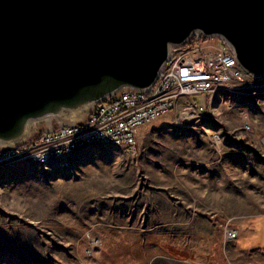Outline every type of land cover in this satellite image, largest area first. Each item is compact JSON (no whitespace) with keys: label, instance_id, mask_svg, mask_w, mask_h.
I'll return each mask as SVG.
<instances>
[{"label":"rangeland","instance_id":"rangeland-1","mask_svg":"<svg viewBox=\"0 0 264 264\" xmlns=\"http://www.w3.org/2000/svg\"><path fill=\"white\" fill-rule=\"evenodd\" d=\"M261 91L223 92L197 123L162 116L135 153L95 144L65 168L3 169L0 264H264L225 237L264 216Z\"/></svg>","mask_w":264,"mask_h":264},{"label":"water","instance_id":"water-1","mask_svg":"<svg viewBox=\"0 0 264 264\" xmlns=\"http://www.w3.org/2000/svg\"><path fill=\"white\" fill-rule=\"evenodd\" d=\"M193 34L264 75V0H0V150L147 91Z\"/></svg>","mask_w":264,"mask_h":264},{"label":"built area","instance_id":"built-area-1","mask_svg":"<svg viewBox=\"0 0 264 264\" xmlns=\"http://www.w3.org/2000/svg\"><path fill=\"white\" fill-rule=\"evenodd\" d=\"M259 80L264 82V75L245 72L224 40L193 34L184 44L171 47L147 91L112 94L99 102L85 121L58 125L22 145L0 150V171L21 162L46 170L58 162L65 168L66 157L95 144L119 146L135 153L140 127L171 113L187 125L197 123L223 92L263 88L264 84L255 83ZM237 234L236 228H230L225 237L233 240Z\"/></svg>","mask_w":264,"mask_h":264},{"label":"crops","instance_id":"crops-1","mask_svg":"<svg viewBox=\"0 0 264 264\" xmlns=\"http://www.w3.org/2000/svg\"><path fill=\"white\" fill-rule=\"evenodd\" d=\"M241 248H264V216L248 222V226L239 228L235 239Z\"/></svg>","mask_w":264,"mask_h":264}]
</instances>
